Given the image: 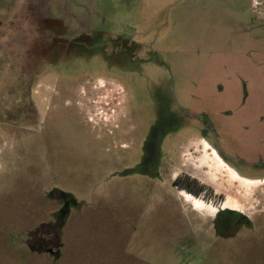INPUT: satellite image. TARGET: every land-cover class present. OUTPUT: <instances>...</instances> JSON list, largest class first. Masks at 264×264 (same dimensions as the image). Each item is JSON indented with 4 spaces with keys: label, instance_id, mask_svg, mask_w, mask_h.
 I'll return each instance as SVG.
<instances>
[{
    "label": "rangeland",
    "instance_id": "rangeland-1",
    "mask_svg": "<svg viewBox=\"0 0 264 264\" xmlns=\"http://www.w3.org/2000/svg\"><path fill=\"white\" fill-rule=\"evenodd\" d=\"M0 264H264V0H0Z\"/></svg>",
    "mask_w": 264,
    "mask_h": 264
},
{
    "label": "flooded vegetation",
    "instance_id": "flooded-vegetation-1",
    "mask_svg": "<svg viewBox=\"0 0 264 264\" xmlns=\"http://www.w3.org/2000/svg\"><path fill=\"white\" fill-rule=\"evenodd\" d=\"M221 210H222V212H220L219 213V215H218V219L216 220V225H215V227L217 228V230L218 229H221V230H224V228L226 227V228H230L231 226L230 225H232V223L229 221L230 219H233L232 218V216H230L228 219H225V220H219L220 219V216H222L223 214H226V213H229V214H231L232 215V212H230V211H227V210H232V211H238V209L237 208H235V207H230V206H228V205H224L223 204V206H221V208H220ZM217 212V208H215V210H213V214H215ZM221 221V222H220ZM233 223H236V222H233ZM248 224V223H246V222H242V221H240V220H238V224L237 225H241V224ZM249 225V224H248ZM233 226H235L234 224H233ZM242 227V226H241ZM247 227H249V228H251V226H247ZM235 228H236V226H235ZM234 228V229H235ZM238 229L240 228V226L239 227H237ZM253 228V227H252ZM255 228V227H254ZM223 239H225V238H223ZM232 239V238H231ZM227 240V239H226Z\"/></svg>",
    "mask_w": 264,
    "mask_h": 264
},
{
    "label": "bare ground",
    "instance_id": "bare-ground-1",
    "mask_svg": "<svg viewBox=\"0 0 264 264\" xmlns=\"http://www.w3.org/2000/svg\"><path fill=\"white\" fill-rule=\"evenodd\" d=\"M231 207V206H230Z\"/></svg>",
    "mask_w": 264,
    "mask_h": 264
},
{
    "label": "crops",
    "instance_id": "crops-1",
    "mask_svg": "<svg viewBox=\"0 0 264 264\" xmlns=\"http://www.w3.org/2000/svg\"><path fill=\"white\" fill-rule=\"evenodd\" d=\"M219 154V153H218Z\"/></svg>",
    "mask_w": 264,
    "mask_h": 264
}]
</instances>
